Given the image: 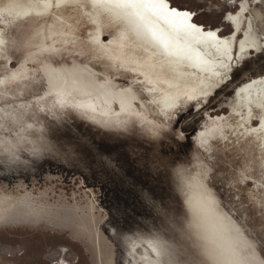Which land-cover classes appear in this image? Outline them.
Here are the masks:
<instances>
[{
	"label": "water",
	"instance_id": "1",
	"mask_svg": "<svg viewBox=\"0 0 264 264\" xmlns=\"http://www.w3.org/2000/svg\"><path fill=\"white\" fill-rule=\"evenodd\" d=\"M0 264H264V69L184 0H0Z\"/></svg>",
	"mask_w": 264,
	"mask_h": 264
},
{
	"label": "rangeland",
	"instance_id": "2",
	"mask_svg": "<svg viewBox=\"0 0 264 264\" xmlns=\"http://www.w3.org/2000/svg\"><path fill=\"white\" fill-rule=\"evenodd\" d=\"M264 69V0H184Z\"/></svg>",
	"mask_w": 264,
	"mask_h": 264
}]
</instances>
